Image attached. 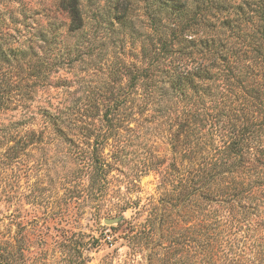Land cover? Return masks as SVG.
<instances>
[{"label":"trees","instance_id":"16d2710c","mask_svg":"<svg viewBox=\"0 0 264 264\" xmlns=\"http://www.w3.org/2000/svg\"><path fill=\"white\" fill-rule=\"evenodd\" d=\"M105 2L92 17L129 28L134 60L121 52L99 87L83 78L54 104L38 96L52 87L54 37L29 24L24 0H0V115H19L0 128V145L15 142L0 164L19 163L28 143L58 141L73 166L64 177L98 201L138 142L157 137L139 172L157 170L149 222H177V264L184 249L189 264H264V0ZM140 5L144 29L133 23ZM57 8L69 32L84 30L83 0ZM24 251L0 243V264H23Z\"/></svg>","mask_w":264,"mask_h":264},{"label":"rangeland","instance_id":"374dc122","mask_svg":"<svg viewBox=\"0 0 264 264\" xmlns=\"http://www.w3.org/2000/svg\"><path fill=\"white\" fill-rule=\"evenodd\" d=\"M24 2L31 9L29 24L50 32L54 38L46 48L57 55L52 87L38 96L53 97L55 104L67 92L73 93L83 78L99 87L107 76V66L121 52L126 60H134L129 54L136 50L130 46L138 49L140 40L131 45L133 41L127 37L122 42L129 28L110 24L107 16L98 20L100 27L92 17V8L106 5L105 0H83L86 27L79 33L69 32L70 19L58 10L59 0ZM141 7L135 10L133 23L144 29L147 21ZM18 118V112L1 114L0 128ZM142 140L127 156L122 172L111 173L110 191L98 201L71 182L72 178L64 177L73 166L66 165L58 141L28 143L19 163L0 164V243L12 244L17 252L25 249L23 264H177V222L161 225L157 217L149 222L151 210L157 211L159 175L157 170L143 175L139 170L148 158L150 144L157 149V137L151 143ZM14 143L1 144L0 153ZM109 219L117 222L108 225L105 220ZM186 250L183 264H189Z\"/></svg>","mask_w":264,"mask_h":264},{"label":"water","instance_id":"95a60500","mask_svg":"<svg viewBox=\"0 0 264 264\" xmlns=\"http://www.w3.org/2000/svg\"><path fill=\"white\" fill-rule=\"evenodd\" d=\"M117 222V219H109V220H105V223L108 225H113Z\"/></svg>","mask_w":264,"mask_h":264}]
</instances>
